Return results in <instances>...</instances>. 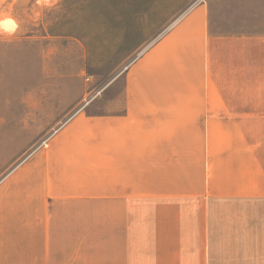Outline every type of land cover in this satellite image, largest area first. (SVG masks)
I'll list each match as a JSON object with an SVG mask.
<instances>
[{
	"label": "crops",
	"instance_id": "crops-1",
	"mask_svg": "<svg viewBox=\"0 0 264 264\" xmlns=\"http://www.w3.org/2000/svg\"><path fill=\"white\" fill-rule=\"evenodd\" d=\"M218 3H197L157 39H187L194 99L141 101L112 147L102 127L86 186L68 185L46 151L9 174L19 195L0 204V264H264L262 194L214 178L211 129L261 107L244 94L264 33L227 31Z\"/></svg>",
	"mask_w": 264,
	"mask_h": 264
},
{
	"label": "rangeland",
	"instance_id": "rangeland-1",
	"mask_svg": "<svg viewBox=\"0 0 264 264\" xmlns=\"http://www.w3.org/2000/svg\"><path fill=\"white\" fill-rule=\"evenodd\" d=\"M205 1L61 0L43 12L36 0H6L0 12L21 27L11 43L0 37V204L19 195L9 174L35 154L49 152L48 164L68 185L79 180L86 186L94 150L104 145L102 127L112 147L117 130L118 139L128 136V111L139 115L141 101L194 99L187 92L195 84L196 60L184 49L187 39H157ZM218 4L227 31L264 33V0ZM251 60L255 86H247L254 91L244 97L261 107L233 110L241 116L230 122L218 114L211 126L213 168L222 187L262 194L264 250V52Z\"/></svg>",
	"mask_w": 264,
	"mask_h": 264
},
{
	"label": "clouds",
	"instance_id": "clouds-1",
	"mask_svg": "<svg viewBox=\"0 0 264 264\" xmlns=\"http://www.w3.org/2000/svg\"><path fill=\"white\" fill-rule=\"evenodd\" d=\"M6 3V0H0V7ZM61 0H36L43 12H51L57 8ZM20 23L10 15H4L0 12V37L7 38V42L11 43L12 38L20 31Z\"/></svg>",
	"mask_w": 264,
	"mask_h": 264
},
{
	"label": "water",
	"instance_id": "water-1",
	"mask_svg": "<svg viewBox=\"0 0 264 264\" xmlns=\"http://www.w3.org/2000/svg\"><path fill=\"white\" fill-rule=\"evenodd\" d=\"M85 104H86V103H85ZM85 104H84V105H85ZM84 105H82V107H83Z\"/></svg>",
	"mask_w": 264,
	"mask_h": 264
}]
</instances>
